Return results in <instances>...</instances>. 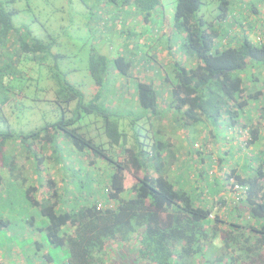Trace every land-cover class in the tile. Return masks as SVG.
<instances>
[{"label":"trees","instance_id":"1","mask_svg":"<svg viewBox=\"0 0 264 264\" xmlns=\"http://www.w3.org/2000/svg\"><path fill=\"white\" fill-rule=\"evenodd\" d=\"M12 2L0 1V120L8 123L7 109H14V114L20 106L29 105L38 121L27 132L0 133V235L4 234L0 243L9 239L13 216L32 230L29 249L42 252L39 263L54 261L38 244L43 234L48 246L65 249L63 264H264V113H256L260 102L264 104V27H241L240 20L234 23L237 30L225 27L232 16V0H218V12L209 22L197 15L201 0H176L172 32L164 27L151 40L147 35L155 43L162 34H173L182 54L165 73L157 72L161 86L169 89V106L163 109L154 83L145 79H136L132 100L116 97L115 91L102 96L109 64L121 80L128 78L134 64V57L128 55L111 61L103 54L89 55L86 70L94 93L85 99L58 70L62 56L53 53L54 41L37 38L27 26H14L15 10L5 9ZM80 2L84 8L92 7L86 0ZM119 2L123 19L139 16L144 26L158 18L162 7L160 0H109L107 4ZM107 4L102 5V23L118 22L119 15ZM245 5L248 12L257 13L252 3ZM11 94L19 99L15 101ZM131 103L146 113L129 116L128 121L118 113ZM38 108L52 112L43 123ZM166 115L172 122L179 115L186 129L203 128L221 142L226 138L221 140L220 130L233 136L237 128H247L248 137L237 151L249 148L251 153L244 155L241 172L231 168L223 174V183L213 180L209 191L217 194L226 190V184L236 198L232 208L219 201L222 215L214 211L216 204L201 198L196 186L186 188L163 172V166L172 163L162 161L169 143L152 122ZM125 124L132 130L131 145ZM88 127L105 141L90 136ZM151 129L153 133L147 131ZM8 146L16 153L11 149L8 153ZM46 148L60 164L61 156H66L68 165L62 170L71 178L62 183L73 186L75 198L84 192L81 202L66 199V191L52 180L46 182L47 189L42 186L40 168ZM16 155L33 164L35 186L26 183L30 179L14 163ZM76 157L93 164L88 158L92 157L98 164L86 170ZM225 162L221 163L224 169ZM91 172L96 174L90 177ZM205 185L210 183L206 180ZM235 187L241 188L240 193ZM37 191L40 199L34 196ZM22 240L10 239L9 248L0 247V264L33 262L23 255L27 247Z\"/></svg>","mask_w":264,"mask_h":264},{"label":"rangeland","instance_id":"2","mask_svg":"<svg viewBox=\"0 0 264 264\" xmlns=\"http://www.w3.org/2000/svg\"><path fill=\"white\" fill-rule=\"evenodd\" d=\"M0 1L4 2L5 0ZM107 1L109 0H98L97 3H95L94 0H86V4H91L92 7L87 6V8H84L86 6H83L80 0H13L12 3H8L5 9L15 10L16 14L12 18L14 26H27L37 38L43 41H54L53 53L62 56L58 62V70L66 74V80L70 84L77 86L83 93L85 99H90L94 93L93 80L86 70L89 55L91 53L103 54L110 61L117 56L122 55L125 57V55H128L131 56V58L132 56L134 57V59H131L134 62L133 69L131 73L128 74V78L121 80L119 78L120 76L115 73L114 66L109 64L107 79L101 89L102 96H106L107 94H111L112 91H115L113 95H116V97L121 95L122 100H132L134 97L133 89L137 85L136 79H145L154 83L158 92V100L161 108H168L167 92L169 89L166 86H161V81L157 79V72L165 73V70H168V65H170L174 58L177 60L181 59V50L178 46V42L173 39V34H169V37L162 34V36L159 37V41L155 43L150 40L155 31L162 30L164 27L172 32L176 0H160L162 7L156 14L158 18H153L146 26L142 24V20L139 16H134L132 18L127 17L124 18V20L122 18V12H118L121 9V7H118L121 6L120 2L117 3V5H112L107 4ZM201 1L202 5L197 15H203L209 22L218 12V0ZM105 3L107 6H111L109 10H114V14L119 15L118 22L102 23L103 20H101V16L104 14L102 5ZM246 3H252L257 13L248 12V5H245ZM117 7L118 9H116ZM242 16L245 19H243ZM162 17L165 19L163 20ZM103 18L108 19L106 17ZM136 21L137 23H135ZM238 21L243 22L241 27H247L249 24L252 27H264L262 23L264 21V0H232V16L229 17L225 27H231L232 31L237 30L236 28L238 26H235L234 23ZM145 28L147 34H143ZM134 33L137 36L133 37ZM147 35L150 36V40ZM249 36L250 38H254L251 33H249ZM168 38L170 40L166 43ZM135 45H137L136 48H134ZM141 45L145 47L142 48ZM147 45H150L149 49H146ZM145 52L146 55L142 56ZM141 58L142 60L138 61V59ZM143 59H148V61L146 62ZM10 96L15 101L19 99L16 95L11 94ZM261 100H263V97ZM260 105L261 109H256V113L262 115L264 113V104L260 102ZM122 109L123 110H119L120 113L118 114L125 119L128 118V121L129 116L144 115L146 113L137 103L134 105L131 103L125 107L122 106ZM13 110L14 109L6 110L8 123L0 120V133L6 132L7 130L12 132H27L36 125L38 121L36 114H32L34 110L29 105L20 106L14 114L12 113ZM37 110H39L37 111V115L41 123L46 121L48 116L52 115L50 110L47 112L39 108ZM58 112H61L60 109H58ZM87 118L91 117H85V119ZM177 118V121L172 122V118L169 115L163 118L157 116L152 122L153 129H159L161 135L165 137L169 143L167 154L162 157V161H171L172 163L171 165L165 164L163 166V172L169 175L171 179H174V181H181V184L186 188L196 186L202 192L201 198H207L209 202L216 204L214 211H221L220 214L222 215V213H224V207L222 208L219 206V201L224 200L226 203H230V207L232 208L236 198L228 193L227 190L229 188L226 184V190H220L217 194L209 193V191L213 186V180L217 179L223 183L225 179L223 174H227L231 168H235L237 171L241 172L242 165H244V155L251 153L249 152V148H242L243 150L241 149L240 152L237 151L238 147L244 146V140L248 137L247 128H237L233 132V136H230V134L227 135L226 132L220 130L218 133L221 140H223L222 138H226V140L221 142L214 138L211 132L203 128L200 129V127H195L186 129L184 124L180 122L179 115H177ZM124 129L127 133L128 143L131 145L133 143L132 130L127 124L124 125ZM221 129H223L222 126ZM147 131L153 133L152 129ZM88 134L93 137H98L97 139L101 141H105V137L98 135V131L93 130L91 127H88ZM149 137H151V135H149ZM9 149L15 151L13 147L8 146V153ZM43 152L46 160L40 168V170H43L40 174V176L42 175V186L47 189L46 182L52 180L57 187L66 191V199L77 198V201L81 202L80 196L85 195V193H76L77 197L75 198V195L72 194L73 186L68 182L66 186L62 183V179L68 181L71 178L66 171L62 170V166L68 165L66 156H61L62 164H60L52 157L53 155L51 154L50 148H46ZM230 156L232 157L230 158ZM201 157H203L204 160H201ZM18 158H20V156L16 155L14 163L21 166L20 171L24 174V177L30 179L27 180L26 183L31 182V185L35 186L36 184L32 182L36 180L35 172L33 173V164ZM88 158L93 161V164H90L88 161L81 162L78 158L75 161H79L78 165L81 164L86 170H91L92 168L90 167L94 164H98V162L92 157ZM219 159H222L223 162L226 161L225 164L227 166H225V169L221 166L223 162ZM30 165L32 166L30 167ZM152 167L153 163L149 162L148 171H151ZM90 174L91 177L96 173L94 174V172H91ZM181 178H183V181ZM206 180L210 183L209 186L205 185ZM39 195L40 193L38 191L34 194L37 199H40ZM19 219L20 218L16 219L11 216V223L8 228V231H10L9 239L6 242H1L0 247L6 244L5 246L9 248L10 244L8 243L10 239L15 243L23 239L22 242L24 243L22 245L27 247L23 255L28 257V260L34 259L33 262L30 261L28 264H46L42 262V260H39L41 261L40 263L37 262L39 258L41 259L42 252L33 250L32 248L29 249L32 241H34L32 237L28 236L32 234V230L25 229L28 226L24 223L22 225ZM21 231L25 235L21 234ZM34 235L36 237L40 235L38 244L42 246L41 251H43L44 254L49 253L53 257L54 261L52 264H63L67 256L65 249L58 251L43 242V234ZM3 236L4 234L0 235V237ZM28 250H31V254ZM13 253L17 255L18 251L15 249ZM16 259H18L17 256Z\"/></svg>","mask_w":264,"mask_h":264},{"label":"built area","instance_id":"3","mask_svg":"<svg viewBox=\"0 0 264 264\" xmlns=\"http://www.w3.org/2000/svg\"><path fill=\"white\" fill-rule=\"evenodd\" d=\"M258 39H259V38L257 37V40H258ZM234 190H235L236 193H240L241 188L235 187ZM101 207H102V205H101V204H98V209L101 208Z\"/></svg>","mask_w":264,"mask_h":264}]
</instances>
